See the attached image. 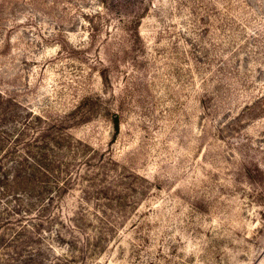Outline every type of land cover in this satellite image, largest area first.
<instances>
[{"label":"rangeland","instance_id":"1","mask_svg":"<svg viewBox=\"0 0 264 264\" xmlns=\"http://www.w3.org/2000/svg\"><path fill=\"white\" fill-rule=\"evenodd\" d=\"M0 163V264H264V0H0Z\"/></svg>","mask_w":264,"mask_h":264},{"label":"trees","instance_id":"2","mask_svg":"<svg viewBox=\"0 0 264 264\" xmlns=\"http://www.w3.org/2000/svg\"><path fill=\"white\" fill-rule=\"evenodd\" d=\"M110 121H111V123L113 125L114 134L117 135V133L119 131V125H120V117H119V115H112L111 118H110ZM7 167L8 166L5 167L4 165H2L0 163V172H1V174L6 171ZM19 171H20V169L19 168H16L15 171L13 172V175H11V178H15V181H14L13 184L17 183V184H15V186H17V188L20 185H24L25 187L31 188V185L30 184H32L33 182L31 181L30 184L23 183L22 181H25L27 179L25 177H22L21 174H19ZM0 183H2L1 179H0ZM63 187H64V183H63ZM65 188H66V186H65ZM61 190H63V189H61Z\"/></svg>","mask_w":264,"mask_h":264}]
</instances>
